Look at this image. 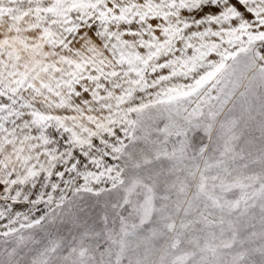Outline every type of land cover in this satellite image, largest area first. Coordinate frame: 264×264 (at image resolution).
Segmentation results:
<instances>
[{
    "label": "snow or ice",
    "instance_id": "snow-or-ice-1",
    "mask_svg": "<svg viewBox=\"0 0 264 264\" xmlns=\"http://www.w3.org/2000/svg\"><path fill=\"white\" fill-rule=\"evenodd\" d=\"M0 264H264V0H0Z\"/></svg>",
    "mask_w": 264,
    "mask_h": 264
}]
</instances>
